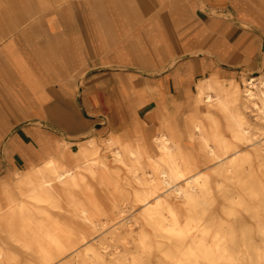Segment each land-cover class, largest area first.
<instances>
[{
  "label": "bare ground",
  "instance_id": "obj_1",
  "mask_svg": "<svg viewBox=\"0 0 264 264\" xmlns=\"http://www.w3.org/2000/svg\"><path fill=\"white\" fill-rule=\"evenodd\" d=\"M11 35H0V52L7 60L2 68L7 73L13 68L31 88L30 95L41 101V82L25 69ZM239 82L215 70L199 78L195 92L188 94L190 107L182 124L166 117L165 103L156 101L160 126L150 145L141 138L143 124L135 115L131 129L121 128L108 111L105 146L130 174L125 184L139 185L131 196L133 204L142 207V221L116 222L108 227L109 234H102L109 221L101 219L104 208L88 181L97 180L110 196H122L109 199L115 218L124 211L128 193L109 171L97 138L54 142L44 137L40 151H33L39 164L26 161L23 169L8 173L6 178H15L13 186L0 180V233L25 250L28 264H264V73L257 83L252 78ZM144 93L118 92L133 114L146 101ZM37 114L43 115L42 107ZM65 120L70 130L81 128ZM126 130L134 137L124 139ZM197 154L214 162L212 171L222 178L214 186L209 173L196 171ZM254 163L261 176H256ZM215 192L226 202L221 215L213 213ZM172 199L183 204L178 207ZM136 225L150 231L140 228L134 237ZM106 237L113 244L106 243ZM6 242L0 238V264H19L18 252Z\"/></svg>",
  "mask_w": 264,
  "mask_h": 264
},
{
  "label": "crops",
  "instance_id": "obj_2",
  "mask_svg": "<svg viewBox=\"0 0 264 264\" xmlns=\"http://www.w3.org/2000/svg\"><path fill=\"white\" fill-rule=\"evenodd\" d=\"M155 1L154 4L159 9H168L164 6V0ZM204 3L210 7L208 10H245L242 0H199V4ZM120 5L117 7H121ZM195 6L196 0H186L183 6L189 12L188 15H182L187 22L184 29L188 28L189 37H177L176 27L178 21H181V13L178 18L166 16L160 20H143L144 24L140 26L146 27L143 32L145 37L142 36L145 39L140 42V31L132 28L133 22L136 23L137 20L133 17L119 19L115 22L121 24H113L112 20L101 17L100 0H68L66 7L63 3L60 16L50 13L44 18L41 32L34 34L33 29L29 28L27 34L24 33L25 36L43 35V43H30L28 49L26 44L21 47L11 38L25 69L41 82L40 90L44 91L41 101L30 95L31 88L26 86L13 68L10 73L4 72L2 63L7 60L0 52V136L8 129L9 124L49 117L48 108L62 111L64 106L74 103L76 88L79 95H82V105L92 108L102 106L101 92L107 91L109 98L103 106L108 107L111 113L115 111V97L119 95V91H145L143 97H146V101L135 112V117L143 124L142 129L154 132L160 126L159 113L154 111L156 101L160 99L166 105V116L177 119L180 123L176 116L177 106H181L183 101L190 107L188 94L195 92L199 78L209 75L212 70L222 78H236L234 74L215 66L213 57L197 59L191 54L197 48L196 21L191 20L193 14L190 12ZM117 26L123 29L117 30ZM117 34L123 37L117 38ZM222 49L225 51L227 47L224 45ZM183 54L189 56L182 57ZM221 56L225 57V54L221 53ZM174 58L176 61L171 64ZM203 68L207 69L204 73ZM138 75L141 77L138 78ZM123 101L126 103V100ZM26 106L32 109L23 112L18 109ZM38 107L43 108V115L37 114ZM66 117L70 118L64 116L65 124ZM116 122L122 125L121 128H130L126 120ZM108 126L109 123L106 125L107 134L102 138L104 140L109 135ZM25 133L24 128L17 127L10 137L9 147L27 152L28 145L23 141ZM94 137L100 139L101 135ZM16 153L19 154V151Z\"/></svg>",
  "mask_w": 264,
  "mask_h": 264
},
{
  "label": "rangeland",
  "instance_id": "obj_3",
  "mask_svg": "<svg viewBox=\"0 0 264 264\" xmlns=\"http://www.w3.org/2000/svg\"><path fill=\"white\" fill-rule=\"evenodd\" d=\"M67 1L68 0H0V35L4 36L6 39L12 34L9 38L16 40L21 47H24L26 44L28 49L30 43H43V35L25 36L24 33L29 31V28L33 29L34 34L35 32H41L44 28V18L50 13H57V15L60 16L63 11V3H65L66 7ZM185 1L186 0H164L166 3L164 6L168 9H159V6L154 4V2L156 3L155 0H100L99 9L101 17L112 20L113 24H121L115 22V20L119 19H132V17L136 19L137 21L136 23L133 22L134 26L132 28L140 31L138 38L140 42L145 39L142 38V36H144L143 32L146 27L140 26L144 24L143 20L148 18H157L160 20L166 16L178 18L182 13L180 16L181 21H178L179 24H177L176 27L177 37L187 38L189 37L188 28L184 29L187 22L183 20L182 16L188 15L189 13L187 7L183 8ZM242 1H244L243 7L245 8L242 12L238 10L232 11L230 9H213L216 12L212 14L207 10V8H210L208 5L205 3L199 4V0H196V6L190 12L193 14L191 20L195 19L196 21L197 48L192 51L191 54L197 59L213 57L212 59L215 61V66L227 71L229 74H234L237 80L240 81L239 84H244V80H251V78L254 83H257L258 78L264 73V0ZM117 5L121 7L118 8ZM179 7L184 10H181ZM224 13L227 15L225 16ZM241 14H244V16ZM34 17L35 19H33ZM111 28L115 29L114 26ZM116 29L120 30L123 28L117 26ZM116 37L120 38L123 36L117 34ZM224 45L227 47L225 51L222 49ZM32 47H34V45ZM221 53H224L225 57H222ZM186 56L189 55L183 54L182 57ZM137 77L140 78L141 76L138 75ZM75 95L74 103L64 106L62 111H58L55 108H48L50 110L49 117H43L36 121L30 119L27 121H20L17 124H9L8 129L0 136V180L4 179L10 186H13L15 178H6L8 173L13 172L14 169L17 168L19 170L23 169L26 161H29L28 163L33 165L40 163L37 158H34L33 151H40L41 138L50 137L54 142H61L64 139L82 141L100 134L101 138L97 139L98 150L100 154L105 156L109 171L116 173L120 188L126 190L128 193L126 196L127 201L122 203V209L124 211L121 213L120 217L115 218L109 207V199H121L122 196L120 194L114 196L108 195V189L100 187L97 184V180H90L87 183L95 190V196L104 208L105 214L101 215V219L109 221V225L102 228L104 231L102 234H109L107 232L110 230L108 227H113L116 222L126 223L125 220H127L129 223H132L133 219L142 221L140 217L142 207L134 205L131 196L132 190L139 188V185L135 182H132L130 186L125 184L124 181L130 178V174L125 166H122L112 159L106 149L105 140L102 139L107 134L106 125L109 119L108 107L103 106V104L108 101V92H101L102 106H100V108L83 106L81 103L82 95H79V90H77V88L75 90ZM115 99L116 108H114L115 111L113 113L115 120H126L130 124L135 114L126 107L123 97L121 98L117 95ZM186 105L187 103L182 101V105L177 106L178 113L176 116H178L181 124L188 113L189 107ZM140 114H142V111ZM65 115L80 124L81 128L77 131H72L67 128L66 124L63 122ZM4 118L7 119V116H4ZM17 127L24 128L26 131L25 137L23 138V141L28 145V155L26 157H23L20 153H16L18 148L9 147L8 142L10 137L14 135V131ZM153 133L154 132H150L146 129H141L139 134L143 141L150 145V137ZM122 137L128 140L133 138L134 134L131 133L130 130H126L123 132ZM76 145L77 143H73V147ZM148 148L153 155L152 147ZM196 165V171L201 170L211 175V185L214 186L216 181L222 180L221 177L215 175L212 171V168L215 167L214 162H206L200 154L196 155ZM254 167L256 176H261L263 171L256 168V163H254ZM214 199L215 201L212 205L213 213L221 215L220 206L226 202L223 197L216 192L214 193ZM172 201L176 206L178 205V207L183 204L181 199H172ZM140 228L150 231V228L146 225H136L134 228V237ZM0 238L7 241L6 246H8V248L10 247L12 251L18 252L19 255L16 261L19 264H28L26 261V252L19 244L7 239L3 232L0 233ZM97 238H99V236L95 239ZM105 241L106 243L110 242L113 244V241L109 240V237H106ZM128 245L132 247L134 246V242L131 241ZM117 246L120 248L122 244L117 243ZM4 249L7 250L5 247ZM81 249H83V247Z\"/></svg>",
  "mask_w": 264,
  "mask_h": 264
}]
</instances>
